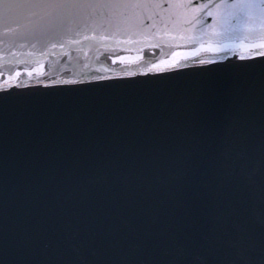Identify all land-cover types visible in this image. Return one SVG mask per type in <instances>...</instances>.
Masks as SVG:
<instances>
[{
  "label": "water",
  "instance_id": "obj_1",
  "mask_svg": "<svg viewBox=\"0 0 264 264\" xmlns=\"http://www.w3.org/2000/svg\"><path fill=\"white\" fill-rule=\"evenodd\" d=\"M262 5L28 0L8 14L0 4V59L78 39L91 49L262 37ZM260 49L264 39L163 43L103 52L94 66ZM43 71L4 68L0 82ZM168 77L0 88V264H264V54Z\"/></svg>",
  "mask_w": 264,
  "mask_h": 264
},
{
  "label": "snow or ice",
  "instance_id": "obj_2",
  "mask_svg": "<svg viewBox=\"0 0 264 264\" xmlns=\"http://www.w3.org/2000/svg\"><path fill=\"white\" fill-rule=\"evenodd\" d=\"M27 2H28V0H0V4L5 5V9L8 12V14H13L15 9L22 7ZM262 7H264V5H262ZM117 59H119V57H117ZM17 74H19V73H17ZM0 94L6 95L7 93L4 92V93H0Z\"/></svg>",
  "mask_w": 264,
  "mask_h": 264
}]
</instances>
